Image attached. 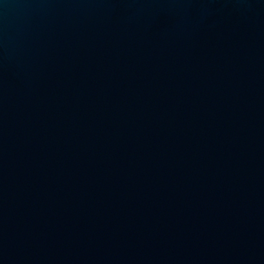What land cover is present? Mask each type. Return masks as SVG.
<instances>
[{
  "label": "water",
  "instance_id": "water-1",
  "mask_svg": "<svg viewBox=\"0 0 264 264\" xmlns=\"http://www.w3.org/2000/svg\"><path fill=\"white\" fill-rule=\"evenodd\" d=\"M0 264H264V0H0Z\"/></svg>",
  "mask_w": 264,
  "mask_h": 264
}]
</instances>
